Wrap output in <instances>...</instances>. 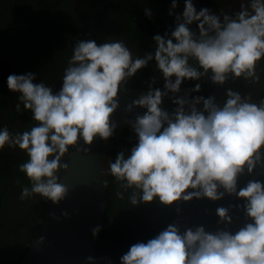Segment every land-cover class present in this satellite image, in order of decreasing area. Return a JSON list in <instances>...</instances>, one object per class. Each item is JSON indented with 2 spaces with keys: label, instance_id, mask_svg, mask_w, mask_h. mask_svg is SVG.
Instances as JSON below:
<instances>
[{
  "label": "clouds",
  "instance_id": "clouds-1",
  "mask_svg": "<svg viewBox=\"0 0 264 264\" xmlns=\"http://www.w3.org/2000/svg\"><path fill=\"white\" fill-rule=\"evenodd\" d=\"M178 7V0H171L168 15L174 16V27L154 35V51L143 56L134 55L123 40L78 39L59 90L34 82L32 72L10 74L7 88L16 94L15 110L30 112L35 123L23 132L0 128V151L19 148L28 157L19 165L29 181L21 189V201L39 196L58 205L69 191L58 175L67 167L62 157L71 147L80 151L81 140L90 146L97 138L107 143L116 135L120 124L112 117L120 93L154 63L160 77H152L147 91L124 109H144L123 121L136 142L108 164L116 199L131 207L154 202L176 206L177 215L180 205L194 200L215 203L231 197L236 203L214 209V230L182 228L174 220L153 238L132 244L119 264H264V181L240 183L264 169V97L254 99L251 92L228 87L221 104L215 95L199 94L202 81L220 87L229 81L261 83L264 0H240L239 10L230 13L197 10L193 0H184L182 13L175 11ZM144 13L153 16L148 7ZM160 79L163 85L157 87ZM186 82L196 83L182 88ZM165 99L175 106L171 111L163 107ZM234 212L244 217L235 230ZM101 230L92 228L93 237ZM86 264H97L96 257L88 256Z\"/></svg>",
  "mask_w": 264,
  "mask_h": 264
},
{
  "label": "flooded vegetation",
  "instance_id": "flooded-vegetation-1",
  "mask_svg": "<svg viewBox=\"0 0 264 264\" xmlns=\"http://www.w3.org/2000/svg\"><path fill=\"white\" fill-rule=\"evenodd\" d=\"M178 2L179 7L175 11L182 13L183 0ZM239 4L240 0H204L202 8L230 13L239 10ZM146 7L153 12L151 19L145 16ZM170 7L171 0H0V119L7 120L0 122V128L7 126L13 133L23 132L35 123L30 112L15 110L16 94L7 88L10 74L32 72L37 75L34 82L44 81L54 90H59L64 68L72 55V46L78 39H85L88 24L90 38L96 39L97 43L109 38L123 40L134 55L143 56L154 51V35H163L174 27V16L168 15ZM8 12L12 16L10 21L4 19ZM125 13L128 14L122 16ZM261 67L264 69V64ZM146 69L139 71L128 86L147 88L145 77L149 81L152 77H160L154 63ZM141 78L143 80L139 82ZM162 85L163 80L160 79L157 86ZM193 86L190 82L183 88ZM232 88L242 94L251 92L254 99L264 97V74L259 85L246 86L243 81H237ZM7 112L14 117L13 123L8 121V117L4 118ZM135 142L129 127L109 139L104 161L106 169L117 152L130 149ZM71 150L72 147L62 157V163L67 164ZM27 159L26 153L19 148L5 147L0 151V264L19 263L50 202L39 196L20 200L21 189L29 181L19 171V165ZM64 169L58 172L60 180ZM250 178L242 177L241 186ZM259 180L264 181V176ZM116 201L113 217L107 221L101 242L94 251L97 264H106L104 257L110 258L113 264H119L120 256L132 244L146 242L174 220L182 228L204 225L207 230H214L218 220L214 209L236 203L231 197L215 203L194 200L180 205L181 212L177 215L176 206L165 208L154 202L131 207L126 200ZM243 223V213L234 212L231 228L235 230Z\"/></svg>",
  "mask_w": 264,
  "mask_h": 264
},
{
  "label": "water",
  "instance_id": "water-1",
  "mask_svg": "<svg viewBox=\"0 0 264 264\" xmlns=\"http://www.w3.org/2000/svg\"><path fill=\"white\" fill-rule=\"evenodd\" d=\"M203 1L193 0L197 10L202 8ZM183 8L184 0L182 11ZM88 28L85 39H91ZM230 83L231 81L220 87L206 81V96L215 95L217 102L222 104ZM146 91V88L127 86V91L119 95L120 107L113 114L112 120L120 126H127L123 124L124 120L135 119L136 114H142L144 109L137 108L132 113H127L124 109L133 99ZM163 107L171 111L175 106L165 99ZM106 144L97 138L90 146L81 140L78 145L80 151L72 147L67 167L60 180L68 188V196L58 205L49 202L20 264H86V258L94 255L104 229L108 207L102 182L107 171L104 165ZM262 176L264 169L257 168L250 179L255 180ZM64 213H67V216ZM96 226H102V230L93 237L91 229ZM41 238L43 243L40 242Z\"/></svg>",
  "mask_w": 264,
  "mask_h": 264
},
{
  "label": "trees",
  "instance_id": "trees-1",
  "mask_svg": "<svg viewBox=\"0 0 264 264\" xmlns=\"http://www.w3.org/2000/svg\"><path fill=\"white\" fill-rule=\"evenodd\" d=\"M128 13H125V14H122V16H124V15H127ZM122 16H120V17H122ZM4 19L5 20H8V21H10L11 19H12V16H11V14H10V12H8L7 14H6V16L4 17ZM146 69V68H145ZM146 71L149 73L150 71H149V69H146ZM144 78V77H143ZM143 78H141V79H139L138 81L139 82H141L142 80H143ZM145 82L144 83H147V82H149V78L147 77H145ZM188 83H190V82H186L183 86H182V88L183 87H185V85L186 84H188ZM196 82H192V84H195ZM202 83V82H201ZM140 84H142V83H140ZM157 86V85H156ZM157 87H159V86H157ZM230 87H232V83H230ZM140 88V87H139ZM147 89V88H146ZM200 95H205L206 96V94H207V84H206V82H204V83H202V91H201V93H199ZM6 117H8L7 119H8V121L10 122L11 121V123H13L14 122V117L13 116H10V114H8V112L6 113V116H4V118H6ZM1 121H7L6 119H0V122ZM126 127H128V126H120L118 129H117V133L116 134H120L121 133V130H125V128ZM105 180H107L108 181V184H107V186H105L104 185V181ZM102 182H103V188H104V191H105V195H106V197H107V200H108V207H107V211H106V218H105V223H104V227L106 226V223H107V221L109 222L110 221V219L113 217V209L115 208V203H117V201H116V199H115V197H114V191L116 190V184H115V181L113 180V178L111 177V176H109V175H107V172L104 174V176H103V179H102ZM122 204V203H121ZM47 210V209H46ZM45 212L46 211H44V214H45ZM43 217H44V215H43ZM42 217V218H43ZM38 228H39V225L36 227V229L38 230ZM104 230V229H103ZM103 235H104V232H102V234H101V237H103ZM33 236H35V235H33ZM34 238V237H33ZM100 242H101V238H100V240H99ZM32 242V241H31ZM99 243V242H98ZM27 251H28V249H27ZM27 251H26V253H27ZM26 253H25V255H26ZM25 255L19 260V263L18 264H20L21 263V261L23 260V258L25 257Z\"/></svg>",
  "mask_w": 264,
  "mask_h": 264
}]
</instances>
